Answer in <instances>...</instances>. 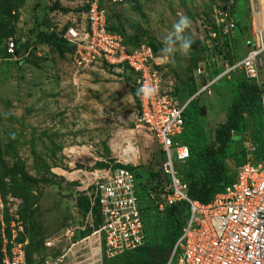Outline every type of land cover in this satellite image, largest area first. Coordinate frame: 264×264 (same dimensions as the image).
Masks as SVG:
<instances>
[{
  "label": "rangeland",
  "instance_id": "374dc122",
  "mask_svg": "<svg viewBox=\"0 0 264 264\" xmlns=\"http://www.w3.org/2000/svg\"><path fill=\"white\" fill-rule=\"evenodd\" d=\"M106 7L110 29L130 46L151 47L158 62L162 39L179 14L191 19V56L177 54L175 63L160 62L165 79L177 85L181 105L215 80L226 62L245 57L253 45L254 21L264 27V6L257 0L255 15L250 0H128ZM222 10L233 13L237 23L227 59L223 50L207 43L209 23ZM86 12L87 0H2L0 264L2 231L9 250L23 245L27 264H62L70 246L97 223L96 213L78 208L79 199L93 196L118 165L134 169L140 183L147 181L150 165L158 170L161 149L149 132L137 128L133 83L99 66L79 67L64 44L68 28L85 25ZM11 41L16 46L13 57L8 56ZM234 76L240 74L217 81L212 97L204 93L192 99L188 125L196 133L190 141L195 148L208 145L215 128L227 121L238 86ZM242 139L249 140V133L234 140L237 154ZM124 150L134 151L132 160H124ZM174 160L178 165L176 156ZM226 167L232 175L236 159L230 158ZM166 231L164 223L157 230L162 241Z\"/></svg>",
  "mask_w": 264,
  "mask_h": 264
},
{
  "label": "built area",
  "instance_id": "2783aa9c",
  "mask_svg": "<svg viewBox=\"0 0 264 264\" xmlns=\"http://www.w3.org/2000/svg\"><path fill=\"white\" fill-rule=\"evenodd\" d=\"M127 1L87 0L85 25L71 26L63 39L72 48L79 67L105 68L122 79H130L136 90L145 83L157 89L151 99L138 96L136 102L137 128L146 130L156 139L164 156L162 169L169 178L160 194L151 190V200L155 201L159 211L180 203L188 207L182 235L174 244L166 264H264V151L258 158L257 147L246 142L247 162L238 168L235 181L208 204L190 198L188 185L180 175L181 166L190 159L184 137L186 111L192 99L204 93L212 97V86L217 81L236 74L244 73L248 79L259 83L264 68V27L259 28L254 21L253 45L245 57L226 62L225 70L215 80L206 83L193 98L181 105L177 85L165 79L163 66L153 49L146 44L132 47L121 33L109 29L106 4L121 5ZM255 1L250 0L253 15ZM257 1L264 6V0ZM208 28L207 43L212 48L213 41L219 36L230 38L234 33L236 22L233 13L229 10L216 12ZM15 49V43L11 41L8 47L11 57L15 56ZM262 110L264 120V95ZM133 153V150H124L122 157L126 161L132 160ZM138 184L134 172L116 168L98 185L93 196L87 194L89 215H95L94 209L99 207L102 223L93 234L97 235L102 255L107 259L116 258L145 243ZM2 239L5 243L2 263L27 264L23 245L17 244L9 250L4 231ZM46 246L52 247L53 244L47 242Z\"/></svg>",
  "mask_w": 264,
  "mask_h": 264
},
{
  "label": "trees",
  "instance_id": "16d2710c",
  "mask_svg": "<svg viewBox=\"0 0 264 264\" xmlns=\"http://www.w3.org/2000/svg\"><path fill=\"white\" fill-rule=\"evenodd\" d=\"M1 9L2 0H0ZM47 40L49 41L50 39ZM64 42L65 46L73 52L67 41L64 40ZM213 42L214 48L223 50L221 53L225 52V59H227L233 51L230 38L219 36ZM139 45L141 44L132 45V47ZM8 56L11 57L10 55ZM262 73L264 78V71ZM234 80L238 81V86L234 91L235 97L232 107H230L231 112L227 117V121L219 124L215 128L208 145H201L195 148L190 143L191 140L196 138V133H193L188 125V115L190 113L188 109L193 106L194 102L190 103L186 111L184 140L190 150V159L181 166L180 175L188 185L190 198L204 204L212 202L216 194L224 192L226 187L235 181L238 168L247 162L246 142H251L257 147L256 155L258 158L262 156L264 151V120L262 110L264 84L248 79L244 73H241L237 77L234 76ZM135 100L136 102L138 100L137 94L135 95ZM246 133H249L250 139H242L241 150L237 154V150L233 147V142L236 138H245ZM230 158L236 159L237 170L232 175H228L226 167V162ZM163 161L164 156L161 152V160L157 163L158 170H154L153 166L150 165L149 176L144 183L139 182L141 176L134 169L120 165L117 166V168H126L134 172L139 183L138 194L143 211L145 243L142 247L128 251L113 259H107L103 256L102 264L167 263L168 256L174 244L182 235L188 218V207L187 204L180 203L176 206L168 207L164 211H159L157 206H155V201L151 200V190L160 194L162 188L169 182V178L164 174L162 169ZM157 198L160 197L158 196ZM77 204L80 210L89 213L90 201L88 198L79 199ZM94 210V213L97 215V223L93 231L88 232L82 237L91 235L102 223L99 207L96 206ZM163 223L167 227L166 236L164 237L166 240L164 241H162L157 233L158 228Z\"/></svg>",
  "mask_w": 264,
  "mask_h": 264
},
{
  "label": "clouds",
  "instance_id": "9594fccd",
  "mask_svg": "<svg viewBox=\"0 0 264 264\" xmlns=\"http://www.w3.org/2000/svg\"><path fill=\"white\" fill-rule=\"evenodd\" d=\"M191 19L183 14L172 24L162 39L163 46L159 50L158 59L161 63H175L176 56L179 54L182 58L191 56L193 39L189 34L191 28ZM157 92V89L150 84H143L136 90V94L142 99H151Z\"/></svg>",
  "mask_w": 264,
  "mask_h": 264
},
{
  "label": "crops",
  "instance_id": "0c3cea01",
  "mask_svg": "<svg viewBox=\"0 0 264 264\" xmlns=\"http://www.w3.org/2000/svg\"><path fill=\"white\" fill-rule=\"evenodd\" d=\"M93 237H96L95 242L90 241ZM102 259L103 255L100 242L97 235L92 233V235L82 237L78 242L72 244L68 251L62 256V261H60V263L91 264V262H96L97 260H100V263H102Z\"/></svg>",
  "mask_w": 264,
  "mask_h": 264
}]
</instances>
